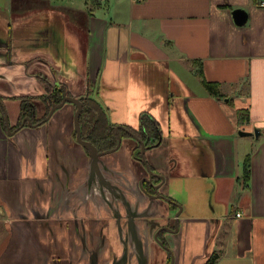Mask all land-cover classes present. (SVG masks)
<instances>
[{
	"label": "crops",
	"instance_id": "obj_1",
	"mask_svg": "<svg viewBox=\"0 0 264 264\" xmlns=\"http://www.w3.org/2000/svg\"><path fill=\"white\" fill-rule=\"evenodd\" d=\"M29 1L0 0V98L6 109L7 100L37 97L41 91L40 97L48 103L42 78L46 74L30 71L38 61L58 73L63 79L59 81L74 96L94 94L113 123L121 119L123 126L131 122L130 126L138 128L141 115L148 113L157 119L161 106L155 90L142 85L133 91L134 80L144 84L160 78L163 85L157 93L165 98V125L171 132L175 118L181 131V157L176 166L183 164L182 170L197 174L172 178H189L203 194L198 203L184 200L185 207L207 210L199 216L190 214L200 222L189 223V258L193 264L197 259L205 264L216 253L214 264H264V7L260 2L102 0L103 6L88 18L92 58L98 57L96 79L90 82L83 76L74 43L68 42L62 30L69 7L63 19L61 15L54 21L51 16H40L36 22L33 14L45 2L38 0L29 8ZM71 8L85 10V1ZM239 8L248 14L243 24L234 18L233 11ZM53 50L61 59L56 70L44 53ZM181 65L194 71L202 83L201 69L206 80L220 85L222 96L199 91L197 84L188 85L175 68ZM86 68L90 73L89 60ZM78 76L85 80L81 90L73 86ZM170 101L178 104V117ZM1 108L0 264H88L93 256L84 243L94 247L99 239L79 238L80 226L86 227L77 215L84 208L91 215L97 211L91 199L84 200L81 190L89 161L75 141L70 111L62 124L59 118L54 120L53 113L47 121L51 128L37 127L44 121L34 127L26 124L8 136ZM47 109L45 105L40 112L35 107V118H43ZM240 109H247L245 122L240 121ZM8 122L16 127L20 115H9ZM240 130H257L259 135L242 136ZM133 138L132 150L137 145ZM36 145L43 149L39 155L34 153ZM249 155L250 179L245 182L243 164ZM146 200L161 213L157 200L154 204ZM89 229L95 230L94 225ZM113 230L109 238L112 255L102 253L99 258H107L109 264L114 262L115 258L110 261L114 253H129L130 264H138L141 239ZM147 252L149 257V247Z\"/></svg>",
	"mask_w": 264,
	"mask_h": 264
},
{
	"label": "rangeland",
	"instance_id": "obj_2",
	"mask_svg": "<svg viewBox=\"0 0 264 264\" xmlns=\"http://www.w3.org/2000/svg\"><path fill=\"white\" fill-rule=\"evenodd\" d=\"M42 3L39 7V11L35 14H33L34 19L36 22H38L40 16H51L53 17L52 20H58L60 15L63 19V14L65 15L66 6H68V12L66 15V25L63 24V29H65V33L67 36L68 42L72 45L74 51L76 52V57L80 64L82 65V71L83 76L89 77L90 82H95L94 74V68L97 66L98 63V57L94 55L92 58V52H91V36L90 31L88 27H85L78 23L77 17L79 16L77 11L70 9L73 5H81L85 0H50V4L46 3L47 0H39ZM38 0H32L28 2L29 8H32L35 6L36 2H39ZM61 6V7H60ZM47 59L51 62L53 68L56 70L58 69V64L60 62V57L57 55L56 51H52L51 53H48L47 51L44 52ZM43 55V54H42ZM89 60V63L91 64L90 73L89 70L86 68L85 70V64L87 65V61ZM102 62V61H101ZM44 64L35 61L33 65H31V72H38L42 70L46 76L49 78L50 81H59L63 80L62 77L60 78V75L54 74L50 70L48 66H43ZM175 68H179L180 75L183 78L185 82H187L188 85L191 84H197L196 89L202 92L207 91V89L202 85L200 80L198 79L196 73L192 70H189L187 66H177ZM186 70V71H185ZM50 71V73H49ZM187 71H190L187 73ZM191 72L193 73L194 77L191 76ZM57 76L56 80L54 79V76ZM60 78V79H59ZM83 78V77H82ZM75 80V83L73 86H76L78 89H82L83 84L85 83V80L81 79L78 76V79ZM181 84L183 82L181 81ZM149 87L156 91V97L160 99V106H161V116L157 115L158 122L161 124V130H162V136H161V143L157 146L151 147L146 150L145 156L146 159L153 170V178L154 181L149 182L151 186L154 188V190H158V194L164 196V198H158L156 201V205L159 206L161 213L158 216L157 221L163 226L168 229L173 228L175 226L176 220H178L179 224V230L177 232H172L169 230H166L164 240L167 242L166 245L168 248L164 245H161V243L156 240L152 239L150 237V244L149 247V258H148V264H166L169 261V258L171 259V256L174 255L175 262L174 264H193L191 261L192 259L189 258V248L191 244V235L189 233V223L191 224H198L200 221L197 219V217H191L192 214L196 213L197 216L206 214L207 210L200 206H197L195 210L188 209L184 205V200L193 199L196 203L200 202L202 199V192L197 189L192 180L189 178H181V179H173V175L180 176L181 173H183V177H193L197 174H194L192 172H188L187 170H182L183 164L176 166V159H179L181 157V151L179 150L178 144L181 143V131L178 129L177 121H175L174 118V124L172 125L171 132H169V129L165 125L166 119V105L164 104V96L162 94H159L157 92H161L160 88L162 87L163 83L160 78H155L153 80H149L148 83L142 84V82L138 80H134L133 84V91H137L141 86ZM132 86V85H131ZM207 93V92H206ZM43 92L37 93V97H29L32 99V102L35 107L38 108V110L41 112L45 105L47 107V103L44 102V100L40 97ZM139 95V92H138ZM93 96H95L93 94ZM102 100V97L100 99ZM8 102V108L7 110V117L9 120L10 118H18L20 115V105H21V98H13L7 100ZM167 103V102H166ZM169 106H171V109L174 113V117H178V104L174 101H170ZM7 108V107H6ZM38 111V113H39ZM69 114V118L71 122L74 125V114H75V104L72 102H67L65 105H63L60 108H57L54 113V120L59 118L61 121V124L64 122V119L66 120V115ZM162 117V118H161ZM122 120H118L115 122L117 126H121ZM128 125L131 124V122H127ZM180 126V124H179ZM38 128L43 127L42 129L49 127L51 128V123H48L47 121L37 126ZM181 127V126H180ZM117 130V129H116ZM120 131V129L118 130ZM132 142L130 141V138H125L123 141V146L119 150V152L124 153L125 155H130V149H131ZM78 147L81 148V146L78 145ZM42 147H39L38 145L34 148V153L39 155L42 152ZM129 151V152H128ZM103 156H101L102 158ZM130 157V168L131 171L134 174V179L136 180L138 177H136L135 172L133 171V168L140 170L143 174H147L148 171L145 168V165L143 161L135 160L134 158ZM101 158L99 161H101ZM98 161V162H99ZM97 162V163H98ZM94 164V163H93ZM99 164V163H98ZM95 165V164H94ZM143 169L147 172H145ZM121 169L127 170V168L123 167V164L120 165ZM161 177L164 178V180H161ZM157 182V180H159ZM191 181V182H190ZM231 184L235 183V180L228 181ZM95 197V193L93 194ZM180 211L179 216H177V213ZM191 214V215H190ZM194 264H201V259H197Z\"/></svg>",
	"mask_w": 264,
	"mask_h": 264
},
{
	"label": "flooded vegetation",
	"instance_id": "obj_3",
	"mask_svg": "<svg viewBox=\"0 0 264 264\" xmlns=\"http://www.w3.org/2000/svg\"><path fill=\"white\" fill-rule=\"evenodd\" d=\"M42 78H44V83L47 85V88L49 86L51 87V94L53 90H56V88L60 89L62 87L63 88L65 87L68 94L65 93L63 95V98L65 96L76 97L69 91L68 87L65 84L61 83L60 81H58L59 84L56 85V81L55 83L51 84L49 83L48 77L45 78L42 76ZM50 95L48 93L45 94L46 101H48V103L50 102V108L47 109V112L45 116L43 117L44 119L42 118L43 120L37 121L35 123H39L43 121L46 122L49 119H51L53 115L48 120H45L47 116L49 115L52 106L55 103H60L63 100L62 98L60 102H54V101L52 102L51 101L52 98L50 97ZM80 97L82 96H78L77 98H80ZM26 98L28 99L29 97H26ZM1 103L4 104L2 99L0 101V105L2 107L1 111H2V118H3V127L5 130H7V134H8V126L10 127L11 130H15L14 131L15 133L20 127V125L22 124V121L25 117L23 119H21L20 117L19 124L16 127L12 128L8 124L9 122L6 119L4 108ZM75 109L77 110L76 104H75ZM12 135H8V136H12ZM75 137H76V130H75ZM125 138L126 137H122V143L119 148H117V145H118L117 143L116 147L111 148L109 150H105V151L100 150L99 147L93 141L89 139L86 140L83 138L84 140L94 144L100 152L109 151V153H105L104 155H102L103 156L102 158L100 157L101 161L98 162L99 163L98 167L94 166L93 158H91V155L89 154V149L83 146L82 144L78 143L75 138L77 145L81 146V149L83 151V156H85V160L89 161V168H88L89 173L87 177L84 179V182L81 184L82 186L81 190L84 192V200L87 201L91 199L94 202V206L96 207V211H97V213H94L95 215H91L90 209L84 208L83 211L77 215L78 218L81 220L83 224H85V227H86V229H83L80 226V230L78 231L79 238L86 240L88 238L90 239L92 236H95V238L99 239V242L96 243L94 247H90L88 246V243H84L87 251L89 250V252H91V255L93 256L91 259L90 258L87 259L88 264H108L107 258H104V257L99 258V256L102 253L103 254L109 253L112 255L113 247L109 241V238L111 237V235L114 234L113 229H115V231H117V234H119L120 236L121 235L123 236V234L126 235V231H127V234L131 233L133 237H135L136 235L137 237L141 239V241H139V243L137 244V248L139 250L138 254L140 255L138 259L139 260L138 264H148L149 257H148V252H147V249H148L147 241H150L149 233L152 239L154 238L158 240L159 242L161 240L163 241V244L167 243L164 240L166 230L159 231V229L163 227L157 221L158 216L160 215L159 211L156 210L155 208H151L152 206H149L146 200L148 197L151 201H153V203L152 202L150 203L154 204V202L158 199L154 197V195L158 193V190H154L153 187H152L153 189H151L147 186V184L148 185L150 184L148 181V177L150 176L149 173H147L143 169L147 173V174H143L140 170L138 171V169L133 168V171L135 172L136 177H138L136 180H133L134 174L130 168V157L129 156H131L135 160H137L138 158L140 159L142 145L140 148V155L136 154L137 145H135L134 147L135 149L133 150L131 149L130 155L129 154L125 155L124 153L121 154L119 150L123 146V141ZM113 149L115 150L112 151ZM81 161H84V158H81ZM121 163L123 164V167L127 168V170L120 168ZM116 166L117 168H115ZM94 193H95V197L93 196ZM76 218L77 217H75V220ZM71 219L72 217L67 218V220H70V221ZM72 223H74V221ZM91 224L94 225L95 230L89 229ZM130 226H131V229H130ZM142 227L146 229H143ZM173 228H170V229H173ZM158 231H159L158 238H155V234ZM123 240H125V237ZM124 243L125 242H123V250H124ZM111 257L112 258L110 259V261L115 258L113 260L114 262L111 261L112 264H130V261H131L129 257V253H124L122 255H117V256L114 253V255ZM105 259L107 261H105ZM171 259H172V256H171ZM171 259L169 258V261L166 264H171ZM174 262H175V259H174Z\"/></svg>",
	"mask_w": 264,
	"mask_h": 264
},
{
	"label": "trees",
	"instance_id": "obj_4",
	"mask_svg": "<svg viewBox=\"0 0 264 264\" xmlns=\"http://www.w3.org/2000/svg\"><path fill=\"white\" fill-rule=\"evenodd\" d=\"M257 3L260 0H253ZM86 8L85 10H77L70 8L72 10L77 11L78 17L77 21L85 27L88 26V18L96 13V11L103 6L102 0H85ZM198 75L202 80L204 87L209 91L210 94L214 96L221 97L220 85L216 82H210L206 80L201 69L198 71ZM55 89V88H54ZM53 90V89H52ZM47 93L51 94V87L47 88ZM68 92L66 88H56V90L52 91L51 101L60 102L63 98V95ZM46 98V96H44ZM48 102V101H47ZM51 102V103H52ZM48 108H50V102L47 103ZM247 111V109H245ZM244 109H240L238 114L240 121H247L249 119L248 112ZM35 106L32 102L31 98L22 99L21 108H20V117L23 119L26 116H30L33 119V122H37L41 119L35 118ZM80 123L82 128V136L84 139H89L93 141L100 150L105 151L111 148L116 147L118 143V133L116 130L117 124L113 123L109 116L107 109L102 105V103L97 100L95 97L91 95H87V97L83 100V110L80 115ZM126 129L120 130V135L122 137L133 138L131 132L134 133L138 139H141L145 142V144L156 146L162 136V130L160 124L157 119L145 113L140 117V124L138 128H134L130 125H124ZM134 139V138H133ZM136 141V154L140 155L141 144L137 139ZM251 157L247 156L244 164H243V180L246 182L250 179V171H251ZM154 181V180H153ZM159 181V180H157ZM147 186L151 189L152 186L147 184ZM218 259V255L213 253L210 258L205 262V264H214Z\"/></svg>",
	"mask_w": 264,
	"mask_h": 264
},
{
	"label": "water",
	"instance_id": "obj_5",
	"mask_svg": "<svg viewBox=\"0 0 264 264\" xmlns=\"http://www.w3.org/2000/svg\"><path fill=\"white\" fill-rule=\"evenodd\" d=\"M233 14H234V18H235V21H236L237 24L245 23L246 20H247V17H248L247 12L244 9H241V8L235 9L233 11ZM57 84H59L58 81H56V85ZM86 97H87L86 95L85 96L83 95L80 98L72 97V96H65L60 103H55L52 106V108L50 110V113H49V115L47 116V118L45 120H48L53 115L54 111L57 108L62 107L66 102L75 103L77 105V110H76V112L74 114V126H75V130H76V140H77L78 143L82 144L83 146H85L86 148L89 149V154L91 155V158H93V163L95 164L94 166L98 167V163L97 162L99 161L100 157L102 155H104L105 153H109V151L100 152L98 150V148L94 144H92L91 142H88V141H86V140H84L82 138V130H81V124H80V115H81V112L83 110V99H85ZM0 101H1V99H0ZM1 104H2V106L4 108L6 119L8 120L6 106L3 103H1ZM26 124H28V126H33L34 127V126H37V124H39V123H34L32 118L27 116V117H25L23 119L22 124L20 125V127H24ZM120 128L124 129L125 126L121 125V126H117V128H116L117 129V133H118V145H117V148H119L121 143H122V136L120 135V133L118 131ZM14 131L15 130H11L10 127L8 126V135H12L14 133ZM131 134L142 145L140 159L144 162L145 167H146V169H147V171H148V173L150 175L148 177V181L152 182L153 181V170L151 169V167H150V165H149V163H148V161L146 159V156H145L146 150L149 149L151 147V145L147 146L145 144V142L143 140H141V139H138L137 136L134 133L131 132ZM239 134L242 135V136H249V135H253V134L258 136L259 135V131L255 130V131L251 132V131H246V130H240ZM160 141H161V138H160L159 142L156 145H158L160 143ZM114 150L115 149H113L112 151H114ZM161 179H162V181L164 180L163 177H161ZM151 196H153V195H151ZM154 197H156V198H164V196L159 195L158 193H156V195H154ZM179 214H180V211L177 213V216H179ZM130 229H131V226H130ZM151 230H152V228H151ZM151 230H150V232H151ZM161 230H169V231H172V232H177L179 230L178 220H176L175 227L173 229H168L166 227H161L159 229V231H161ZM159 231L155 234V238H158ZM160 243H161V245H164V246H166L168 248V246L166 244H163V241L160 240ZM174 259H175L174 255H172L171 264H173Z\"/></svg>",
	"mask_w": 264,
	"mask_h": 264
},
{
	"label": "built area",
	"instance_id": "obj_6",
	"mask_svg": "<svg viewBox=\"0 0 264 264\" xmlns=\"http://www.w3.org/2000/svg\"><path fill=\"white\" fill-rule=\"evenodd\" d=\"M259 4H260V6L264 7V0H261ZM237 215L240 216L241 214L237 213Z\"/></svg>",
	"mask_w": 264,
	"mask_h": 264
}]
</instances>
